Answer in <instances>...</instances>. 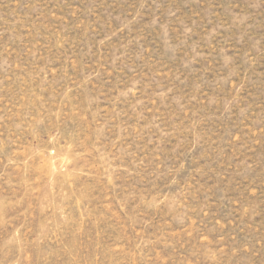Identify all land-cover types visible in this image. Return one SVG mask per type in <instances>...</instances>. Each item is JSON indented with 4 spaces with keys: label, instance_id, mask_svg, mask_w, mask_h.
<instances>
[{
    "label": "rangeland",
    "instance_id": "obj_1",
    "mask_svg": "<svg viewBox=\"0 0 264 264\" xmlns=\"http://www.w3.org/2000/svg\"><path fill=\"white\" fill-rule=\"evenodd\" d=\"M0 264H264V0H0Z\"/></svg>",
    "mask_w": 264,
    "mask_h": 264
}]
</instances>
